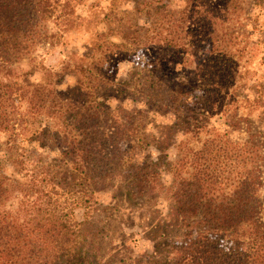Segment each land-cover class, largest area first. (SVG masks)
Masks as SVG:
<instances>
[{
  "label": "trees",
  "instance_id": "1",
  "mask_svg": "<svg viewBox=\"0 0 264 264\" xmlns=\"http://www.w3.org/2000/svg\"><path fill=\"white\" fill-rule=\"evenodd\" d=\"M82 1L0 0V148L11 164L8 175L0 163V264H91L94 227L89 218L77 221L74 207L88 185L114 178L128 200H156L162 193L167 200L161 219L156 209L149 213L154 264H264L259 194L264 128L255 125L264 120V84L256 80L248 85L255 48L249 51L247 44L257 28L249 17L260 0H181L176 7L171 0H111L108 7L91 3L85 17L77 13ZM117 2L123 5L114 7ZM86 17L100 21L102 31L93 34L80 57L63 54L59 67L76 75L73 86L59 91L14 79L12 64L60 44ZM132 44L144 46L148 68L154 71L144 83L151 90L143 101L149 107L177 102L174 94L160 93L167 91L162 61L171 55L184 62L193 83L185 93L193 95L194 106L182 98L184 111L171 123H146L155 132L142 141L162 152L157 160L132 159L143 110L111 109L100 99L114 94L113 64L125 56L121 48ZM238 52L244 95L232 87L240 76ZM134 72L128 73L130 79ZM48 74L55 83L61 81L58 74ZM214 114L218 125L210 123ZM44 121L55 131L38 127ZM29 140H38L36 148L57 150L58 159L40 163L36 151L24 150L23 141ZM171 146L174 158L166 160ZM123 160L128 163L124 174L119 171ZM161 168L169 172L168 180ZM11 198H16L13 209L6 208Z\"/></svg>",
  "mask_w": 264,
  "mask_h": 264
},
{
  "label": "rangeland",
  "instance_id": "2",
  "mask_svg": "<svg viewBox=\"0 0 264 264\" xmlns=\"http://www.w3.org/2000/svg\"><path fill=\"white\" fill-rule=\"evenodd\" d=\"M91 3L102 4L105 7L111 6V0H83L78 5L77 13L82 17L86 15V7H89ZM116 5V6H115ZM123 3H114V7H121ZM173 7L182 5L181 0H171ZM125 7H130V4H124ZM98 7L95 8V14L98 11ZM97 10V11H96ZM136 18V17H135ZM139 19V24L143 22V18ZM250 24L254 27L253 35L250 37L248 44L252 50L255 59H252L251 71L253 72V78L248 81V85L256 80H260L264 84V0L256 1L255 7L251 11ZM91 17H86V21L82 25H78L76 29L70 30L61 39V43L49 48L48 51L39 50L37 54L31 58H24L11 65L10 69L14 74L16 81H32L38 82L46 88L55 87L59 91H64L68 87L73 86L76 82V75L73 72L62 73L59 67L60 61L63 59V54L66 52H73L74 57H80L86 52L84 45L91 41L94 33L102 31V23L100 21H89ZM107 37V36H106ZM116 41V38H113ZM136 45V44H135ZM135 45H130L127 49L121 48L125 52L124 57H118L113 64L115 90L114 94L107 96L103 99L100 95V99L103 100V104L111 109H115L117 106H122L126 109L138 108L143 110L141 119H136L137 124L140 125V131L138 133V141L136 145L139 146L138 150L134 152L133 160L140 161L145 156L151 157L153 160H157L162 152L158 151L153 145H149L147 142H143L145 135L154 133V128L146 123L153 120L155 124H169L174 119L175 114L182 113L184 111V103H190L195 105V99L192 94H186L185 90L193 85L186 77V68L183 67L181 59H178L175 55H171L167 59L162 61L161 72L163 75V88L167 91H162L161 96H166L165 93L174 94L177 102L170 106H156L149 107L147 103H143L146 96H149L150 89L144 86L149 79V76L153 74V69L148 68L149 58L145 48L135 49ZM241 46V44L239 45ZM136 50V51H135ZM116 51V50H114ZM261 51L262 54H258ZM91 53V52H89ZM93 54L98 55L99 51H94ZM120 55V54H118ZM176 58V59H175ZM238 59L240 74L233 83V89L238 95L245 94V88H241L243 72V57L240 58V53L236 55ZM192 67V65H191ZM190 67V68H191ZM58 74L61 76V81L55 83V78L48 73ZM136 73L134 79L128 77L129 74ZM129 73V74H128ZM149 73L150 75H148ZM60 74V75H59ZM56 77V76H55ZM135 78L137 80H135ZM126 82L127 85L120 83ZM163 90V89H162ZM133 94V96L131 95ZM132 97L138 99L137 102H132ZM167 97V96H166ZM182 98H186V102L182 103ZM238 110L242 109L241 98L239 96ZM238 105V103H237ZM244 105V104H243ZM244 110H242L243 112ZM258 108L252 113V120H257ZM256 117V118H255ZM259 122H255V125H261L264 128V120L258 119ZM211 124H219L218 114H214L210 120ZM47 125L48 132L51 134L55 131V126L47 123L46 121L38 124V127ZM239 136L234 133L233 139ZM40 139V138H39ZM149 139L145 140L148 141ZM49 140H47L48 142ZM50 142V141H49ZM48 142V143H49ZM23 147L26 151H35L43 158L40 163H49L53 158L59 157L57 150H48L46 147H37L38 140L23 141ZM34 148H36L34 150ZM175 150L173 147H169L165 151L166 160L174 158ZM2 156V149L0 148V163H4L1 166L4 173H10L11 164L7 157ZM131 159V160H132ZM60 166L65 164L58 163ZM128 163L127 160H123L122 167L119 169L121 173L127 172L126 169ZM124 167V168H123ZM160 173L163 179H169V172L165 168L160 169ZM124 174V173H123ZM114 182H109L108 179L101 181L97 184L88 185L87 193L80 195L81 203L74 208V217L77 221L81 222L85 218H89L92 228V233L89 236H93L96 249L93 250L91 255H96L95 258L89 262L91 264H154L153 258L155 257L154 244L155 240L150 237L152 231H150L148 225L149 213L152 209H156L157 219L163 217V213H166L167 200L164 194L156 196V200L153 197H136L132 200H128L123 194V191L119 190V180L114 178ZM125 189V186H123ZM78 193V192H77ZM262 201L261 216L264 220V185L259 191ZM78 195V194H77ZM76 195V197H77ZM75 196V195H73ZM84 196V197H83ZM85 200V202H83ZM16 198H11L6 203V208H15ZM158 211V212H157Z\"/></svg>",
  "mask_w": 264,
  "mask_h": 264
}]
</instances>
